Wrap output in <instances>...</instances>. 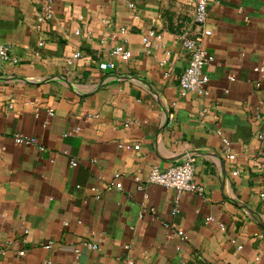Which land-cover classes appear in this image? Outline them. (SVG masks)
Masks as SVG:
<instances>
[{"label": "crops", "instance_id": "1", "mask_svg": "<svg viewBox=\"0 0 264 264\" xmlns=\"http://www.w3.org/2000/svg\"><path fill=\"white\" fill-rule=\"evenodd\" d=\"M209 1L202 96L187 0H0V264H264V0ZM189 156L200 192L144 182Z\"/></svg>", "mask_w": 264, "mask_h": 264}, {"label": "built area", "instance_id": "2", "mask_svg": "<svg viewBox=\"0 0 264 264\" xmlns=\"http://www.w3.org/2000/svg\"><path fill=\"white\" fill-rule=\"evenodd\" d=\"M193 6V18L192 25L184 27L178 34V42L180 48L185 51L187 55L186 65L181 70L178 79L177 85L180 94L184 95L187 92H196L199 95H207L209 93V78L205 73V66L214 61V57L210 55L204 47V40L206 37L212 34L211 29L208 27V5L209 0H187ZM133 6V3L129 4ZM51 18V12H46L37 17V27H41L42 23ZM125 29H122L124 31ZM80 30H76L75 34H78ZM154 34L153 31L150 33ZM147 46V41L144 42ZM171 51L166 50L165 54L169 55ZM112 54L118 56L121 59H128L131 56V51L117 45L112 49ZM79 56V53H75L74 57ZM0 61H8L16 63L18 58L13 53L11 45L8 43L0 42ZM166 61L163 59L160 61V65H163ZM99 67L103 70L115 68V63L113 61L109 62H100ZM233 80V77H229ZM14 141L16 143H26L33 144L35 139L29 136L22 134H15ZM224 145H228V141L222 139ZM72 165H76L75 161L71 162ZM194 158L192 156L187 157L180 163L172 165L166 169H159L158 167H152L145 183H156L162 185L168 189H174L177 193L182 191H188L193 193H198L201 191V187L194 181ZM260 167L263 171L264 177V164H260ZM119 174L115 173L113 175V180L110 181L109 186L116 188L117 190H122V186L117 182ZM135 180L139 181L138 177H135ZM144 184L140 181L139 188H142ZM260 199L264 200V185L259 191ZM95 197H99V194H95ZM177 199L174 200V205L172 208V213L178 212ZM180 236H183V231L177 230ZM184 237V236H183ZM83 246L96 248V244L89 242L87 240L83 241ZM46 247H50V243L46 244ZM75 252L78 254L79 249H76ZM20 255L23 254V251L18 252Z\"/></svg>", "mask_w": 264, "mask_h": 264}]
</instances>
